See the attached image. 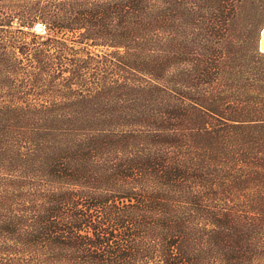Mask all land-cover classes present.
Instances as JSON below:
<instances>
[{"label": "trees", "instance_id": "1", "mask_svg": "<svg viewBox=\"0 0 264 264\" xmlns=\"http://www.w3.org/2000/svg\"><path fill=\"white\" fill-rule=\"evenodd\" d=\"M260 10L0 0V264H264Z\"/></svg>", "mask_w": 264, "mask_h": 264}, {"label": "water", "instance_id": "2", "mask_svg": "<svg viewBox=\"0 0 264 264\" xmlns=\"http://www.w3.org/2000/svg\"><path fill=\"white\" fill-rule=\"evenodd\" d=\"M37 30L43 29V25L38 23L36 25ZM257 48L259 51H264V24L259 29L258 39H257Z\"/></svg>", "mask_w": 264, "mask_h": 264}, {"label": "rangeland", "instance_id": "3", "mask_svg": "<svg viewBox=\"0 0 264 264\" xmlns=\"http://www.w3.org/2000/svg\"><path fill=\"white\" fill-rule=\"evenodd\" d=\"M259 1V7H260V12H259V15L260 17H263V20H264V0H258ZM38 23H41L43 25V29L41 30H38V31H44L45 30V25L42 23V22H38ZM36 23V25L38 24ZM263 25V24H262ZM35 29H36V26H35ZM37 30V29H36ZM259 34V32H258ZM262 262H264V259L261 260Z\"/></svg>", "mask_w": 264, "mask_h": 264}]
</instances>
